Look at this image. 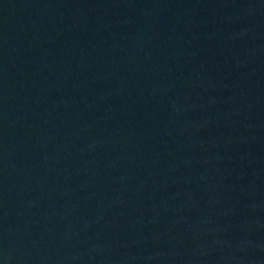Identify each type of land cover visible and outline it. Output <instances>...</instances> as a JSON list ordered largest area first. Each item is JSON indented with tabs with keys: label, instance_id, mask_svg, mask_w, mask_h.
Returning <instances> with one entry per match:
<instances>
[{
	"label": "water",
	"instance_id": "95a60500",
	"mask_svg": "<svg viewBox=\"0 0 264 264\" xmlns=\"http://www.w3.org/2000/svg\"><path fill=\"white\" fill-rule=\"evenodd\" d=\"M0 264H264V0H0Z\"/></svg>",
	"mask_w": 264,
	"mask_h": 264
}]
</instances>
